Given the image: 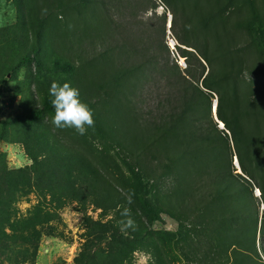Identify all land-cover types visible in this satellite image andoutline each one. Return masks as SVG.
<instances>
[{"label":"trees","instance_id":"16d2710c","mask_svg":"<svg viewBox=\"0 0 264 264\" xmlns=\"http://www.w3.org/2000/svg\"><path fill=\"white\" fill-rule=\"evenodd\" d=\"M208 1H60L63 7L84 10L78 13L81 32H96L91 37L101 46L96 55H106L103 62L111 80L119 83L125 78L129 93L135 97L144 90L145 83L160 88L149 99L142 117L132 100L127 113L117 120L129 122H122L118 129L125 151L135 161L132 167L139 170L137 177L142 173L154 178L160 168L161 176L170 175L174 183L156 192L163 201L160 206L139 195L133 183L119 178L114 183L103 176L94 161L78 150L42 159L29 155L31 167L18 169H7L0 152V257L6 262L31 264L39 234L36 226L50 220L39 211L15 218L12 204L18 200L16 194L25 193L24 187L47 192L59 187L61 195L79 201L89 197L97 207L114 209L121 218L127 219L121 212L130 208L135 221V227L129 228L131 238H121L116 232L109 237L111 241L124 240V249L114 252L110 247L98 245L93 249L89 245L78 252L73 264H119V255L132 252L138 241L155 234L149 228L161 212L177 221L173 238L182 239L191 232L188 243L202 245L195 248L198 252L202 248L199 264H264V216L258 211V204L264 207V111L258 102L242 98L237 76L249 65L246 55L225 42L226 35L218 31L224 28L220 9L209 21L205 9ZM92 4L99 6L102 17L95 16L91 24L85 12ZM158 7L163 12L158 13ZM166 12L170 15L168 28ZM229 26L238 28L236 23ZM166 29L175 40L177 57L183 58L182 68L169 55ZM35 58L32 52L31 56H22L20 62L30 63ZM55 65L72 69L68 64ZM139 69L145 73L144 81L128 84L127 79ZM212 96L222 128L216 126L218 121L211 114ZM50 100L44 98L28 115L1 121V129L5 131L15 121L42 120L46 112L54 111ZM128 133L132 137H126ZM4 137L1 132L0 139ZM234 157L248 179L235 171ZM31 175L39 177L42 185L32 181ZM49 175L56 177L50 179ZM252 186L258 196L252 194ZM130 193H134L131 205L126 201ZM180 216L191 218V223L183 225ZM100 239L103 237H96L97 242Z\"/></svg>","mask_w":264,"mask_h":264},{"label":"rangeland","instance_id":"374dc122","mask_svg":"<svg viewBox=\"0 0 264 264\" xmlns=\"http://www.w3.org/2000/svg\"><path fill=\"white\" fill-rule=\"evenodd\" d=\"M60 1L0 0V122L16 115H28L44 98H51L49 87L56 81L70 82L79 89L81 100L93 110L95 126L89 128L84 136L77 135L73 129H56L50 122L54 111L46 112L40 121L12 122L5 131L0 125V133L5 134L4 139H0L5 166L7 169L30 168L32 160L29 155L42 159L55 153L66 154L70 150H78L88 157L87 160L94 161L103 176L114 183L119 179L133 183L139 195L161 206L163 201L156 196V192L172 186L174 182L171 176H161L163 171L158 168L154 178L150 179L142 173L137 177L139 170L132 167L135 161L125 151L120 140L121 130L118 129L122 122L129 121L123 119L121 123L117 122L127 113L132 100L139 107L142 117L141 113L149 106V99L160 88L147 87L145 83L138 98L129 93L130 86L125 83V78L119 83L111 80L109 68L103 62L106 55H96V50L101 48L91 38L96 36V32L93 30L86 35L81 32L78 13L84 10L78 6L63 7ZM205 9L209 21L215 19L212 15L220 9L224 28L218 31L226 35L225 42L242 49L249 64L237 76L240 94L252 103L258 102L260 110L264 111V0H209L205 3ZM157 12H163L161 7L157 8ZM85 13L91 24L95 16L96 19L102 17L96 4L90 5ZM165 14L168 19L169 14ZM234 23L237 29L229 26ZM170 37L166 29L164 39L169 55L182 68L183 58L177 57L175 49L170 46ZM32 52H35L34 60L30 63L20 62L22 56H31ZM55 62L58 65L68 64L72 69L63 70ZM144 78L145 73L139 69L127 80L129 84L142 82ZM210 100L212 105L215 96ZM216 126H220L218 122ZM126 137L132 136L128 133ZM235 171L241 173L237 168ZM34 175H31V180L38 186L42 185L40 178L35 176L34 179ZM55 177L49 175L50 179ZM24 190L25 193L16 194L18 200L12 204L15 218L32 216L33 212L39 211L46 213L50 219L36 226L39 234L31 264H73L78 252L89 245L93 249L98 245L110 247L114 252L124 249V240L117 242L109 239L112 232L121 234V238H131V229H124L119 223L125 218L119 217L114 209L97 207L89 197L84 201L66 197L59 193V187L50 192L28 187H24ZM251 190L257 196L258 191L254 186ZM162 207L169 210V206ZM258 211L259 216H264L261 204H258ZM180 219L183 225L192 221L182 216ZM149 229L155 234L138 241L132 252L119 255V264H199L202 248L200 252L195 248L202 245L188 243L193 235L191 232H187L182 239L173 238L172 234L177 229L174 218L161 212ZM97 236L103 239L97 242ZM0 264L10 263L1 256Z\"/></svg>","mask_w":264,"mask_h":264},{"label":"clouds","instance_id":"9594fccd","mask_svg":"<svg viewBox=\"0 0 264 264\" xmlns=\"http://www.w3.org/2000/svg\"><path fill=\"white\" fill-rule=\"evenodd\" d=\"M49 96L54 110L50 122L54 128L73 129L77 135L84 136L89 128L95 126L93 110L81 100L79 89L70 82L53 81L49 87ZM133 195L130 193L126 197L129 205L133 203ZM121 215L127 217L119 222L124 229L135 227L130 208L123 209Z\"/></svg>","mask_w":264,"mask_h":264},{"label":"water","instance_id":"95a60500","mask_svg":"<svg viewBox=\"0 0 264 264\" xmlns=\"http://www.w3.org/2000/svg\"><path fill=\"white\" fill-rule=\"evenodd\" d=\"M169 20H170V15L168 16V19H167V28L169 27V25H170V22H169ZM215 104H216V100L214 101V103H212V110H211V113H212V116H213V118H214V120L215 121H217V119H216V116H215ZM219 122V121H218ZM220 128H222V124L220 123ZM233 165L237 168V170L239 171V168H238V165H237V162H236V159H235V157L233 158ZM259 195V193H257V196ZM262 207H263V205H262Z\"/></svg>","mask_w":264,"mask_h":264},{"label":"built area","instance_id":"2783aa9c","mask_svg":"<svg viewBox=\"0 0 264 264\" xmlns=\"http://www.w3.org/2000/svg\"><path fill=\"white\" fill-rule=\"evenodd\" d=\"M169 32V31H168ZM171 36V35H170ZM169 42H170V46L173 48L174 44H175V40L174 38L171 36L169 38ZM184 65V64H183ZM220 125V124H219ZM220 127V126H219ZM261 208L263 209L262 205H261Z\"/></svg>","mask_w":264,"mask_h":264},{"label":"bare ground","instance_id":"6f19581e","mask_svg":"<svg viewBox=\"0 0 264 264\" xmlns=\"http://www.w3.org/2000/svg\"><path fill=\"white\" fill-rule=\"evenodd\" d=\"M220 124V123H219Z\"/></svg>","mask_w":264,"mask_h":264}]
</instances>
